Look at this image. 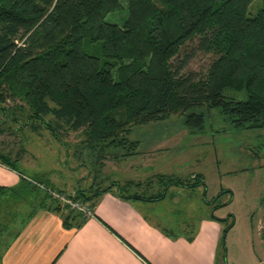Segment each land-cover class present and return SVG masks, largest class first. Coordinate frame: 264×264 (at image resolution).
Returning a JSON list of instances; mask_svg holds the SVG:
<instances>
[{"label":"trees","instance_id":"obj_1","mask_svg":"<svg viewBox=\"0 0 264 264\" xmlns=\"http://www.w3.org/2000/svg\"><path fill=\"white\" fill-rule=\"evenodd\" d=\"M121 1L0 0V114L13 122L5 107L9 100L18 101L28 108V123L34 119L62 145L76 134L81 137L78 154L86 151L94 168L116 149L122 157L138 155L139 143L127 141L133 128L171 117L182 118L194 131L203 128L211 111L235 130L264 127V6L250 14L253 0H125L123 25L106 23L107 14L123 8ZM85 41L99 43L101 56L85 53ZM196 52L210 56L200 76L187 70ZM8 107L13 116L22 108ZM7 157L0 152V164L13 168L20 179L15 187H0V210L43 193L30 216L38 209L56 213L64 227L75 230L91 216L55 195L91 210L111 191L126 203H154L172 197L170 188L203 186L195 175L191 182L167 178L163 193L150 197L129 195L142 187L132 181L64 195L47 181L26 178L14 167L18 160ZM155 181L159 188L164 178ZM145 186L152 189V181ZM209 220L222 226L218 253L233 223L225 228L214 215ZM182 226L192 230L193 223ZM0 229H5L1 222ZM260 235L264 241V223ZM195 236L192 231L185 239L192 242Z\"/></svg>","mask_w":264,"mask_h":264},{"label":"rangeland","instance_id":"obj_2","mask_svg":"<svg viewBox=\"0 0 264 264\" xmlns=\"http://www.w3.org/2000/svg\"><path fill=\"white\" fill-rule=\"evenodd\" d=\"M121 5V10L107 14L106 23L119 27L123 25L127 19L126 1L122 0ZM262 6L264 0H253L249 13L254 14ZM83 50L88 55L101 56L99 43L85 41ZM209 63L210 56L196 52L187 70L200 76ZM113 77L116 78V72H113ZM14 103L22 107L18 108L19 113L16 112L15 116L8 107ZM6 105L9 118L14 117V121L9 120L8 124L13 133V149L15 152L18 148L23 149L29 162V167L23 161H18L17 165L13 162L14 167L29 178L47 181L54 191L64 195L72 194L79 188H86L87 192L88 187L93 185L90 173L96 168L90 166L86 151H82V155L77 152L81 137L71 134L62 145L34 119L28 123L26 106L12 100ZM6 117L7 114H0V129H4L2 121ZM127 141L139 142L138 152H153L150 159L148 155H143L126 164L130 165L129 172H113L112 180L142 184L139 189L128 191L129 195L137 192L150 197L163 193L169 178L188 182L197 175L203 182V186L195 190L170 188L172 197L170 195L164 201L152 204L153 219L155 217L159 221L165 217L170 222L169 226L177 227L184 223H196L197 219L210 215L219 217L225 228L230 223L233 225L224 236L216 264H264V241L260 235L264 223V127L235 130L224 118L211 111L206 113L203 128L199 131L186 128L182 118L171 117L133 128ZM93 156L97 158L96 154ZM14 157H17L16 153ZM77 164L78 171L70 169ZM83 165H87L88 169ZM105 171L108 173L111 169ZM159 176L164 178V183L157 188L155 180ZM148 181H152V189L145 186ZM105 182L102 185L95 183L91 191L110 184ZM177 191L179 194L175 195ZM43 197V193H32L0 210L1 228L11 230L18 224L19 218L39 208Z\"/></svg>","mask_w":264,"mask_h":264},{"label":"crops","instance_id":"obj_3","mask_svg":"<svg viewBox=\"0 0 264 264\" xmlns=\"http://www.w3.org/2000/svg\"><path fill=\"white\" fill-rule=\"evenodd\" d=\"M8 120L6 118L3 123L4 131L0 129V152L12 160L16 158L25 162L29 167L24 150L18 148L15 152L13 149V133L8 128ZM137 149L138 155L133 156L122 157V152L117 153L120 149L106 155L102 164L96 165L95 171L90 173L93 185L88 188L105 181L123 184L112 180L113 172H129L130 165L126 164L143 155H148L149 159L152 156L153 152L143 154ZM15 153L17 157H14ZM86 166L82 167L88 169ZM107 168L111 169L108 173ZM70 169L78 171V164ZM19 179V173L13 168L0 164V187H15ZM152 204L142 200L126 203L115 198L111 191L100 197L91 209V217L77 230L64 227L56 213L43 210H37L32 216L29 213L19 218L11 230L0 231V264H215L221 225L210 221L209 217H202L193 223L190 231L189 226L183 229V226L174 225L173 231L168 218L161 217L158 221L151 217L154 212ZM192 231L196 236L189 242L185 235ZM163 232L178 238L172 240Z\"/></svg>","mask_w":264,"mask_h":264},{"label":"built area","instance_id":"obj_4","mask_svg":"<svg viewBox=\"0 0 264 264\" xmlns=\"http://www.w3.org/2000/svg\"><path fill=\"white\" fill-rule=\"evenodd\" d=\"M55 197L59 198L60 201H62L63 203H66L71 209L81 212V214L84 215L85 217H90L92 214L91 210L88 208L87 205L84 206V205H81L80 203H77V202L65 200V198L58 197L57 195H55Z\"/></svg>","mask_w":264,"mask_h":264}]
</instances>
